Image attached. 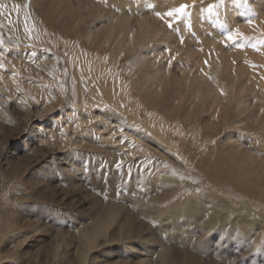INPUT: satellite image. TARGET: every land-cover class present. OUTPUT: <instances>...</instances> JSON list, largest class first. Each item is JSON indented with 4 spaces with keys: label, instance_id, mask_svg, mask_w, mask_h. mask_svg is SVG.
I'll return each mask as SVG.
<instances>
[{
    "label": "bare ground",
    "instance_id": "6f19581e",
    "mask_svg": "<svg viewBox=\"0 0 264 264\" xmlns=\"http://www.w3.org/2000/svg\"><path fill=\"white\" fill-rule=\"evenodd\" d=\"M185 4L188 8L179 21L163 15ZM0 5V28L8 36L13 31L18 38L44 42L54 32L65 35L60 40L67 46L72 73L68 95L65 77L50 81L70 106L59 119L39 124L40 140L62 156L69 154L76 172L94 168L102 159L111 174L118 165L121 173L109 181L116 188L114 196L129 201L138 214L121 218L126 204H108L78 235L75 258L64 245L38 264H95L91 252L100 240L118 242L131 253L132 241L141 243L146 234L156 232L164 236L155 256L158 264H191L178 260L171 247L187 231L209 244L216 238L221 246L241 243L264 256V0H0ZM231 14L244 20L240 17L239 23ZM223 15L228 26L220 22ZM236 29L242 33L240 45L226 39ZM246 39L253 45L242 47ZM96 50L98 59L92 57ZM11 52L0 45V78L5 82L14 76L6 67L18 61ZM120 66L125 70L119 71ZM16 86L12 99L24 105L27 94L37 92L41 83L22 84L20 94L23 87ZM42 87L52 90L46 82ZM46 92L38 95L49 98ZM240 126L248 130L252 145L262 147L259 153L226 134L228 128ZM68 127L80 128L76 132H86L87 137L45 139ZM148 135L171 147L178 156L174 163L184 170L171 166L168 154L148 144ZM141 154L144 157L132 161ZM19 170H11L17 176H8L7 189L18 180ZM96 174L89 178L94 184L102 176ZM42 195L39 190L37 198L44 199ZM42 205L46 211L54 208ZM24 213L14 205L0 211V264L17 263L25 256L28 236L6 242L23 229ZM21 264L35 263L28 258Z\"/></svg>",
    "mask_w": 264,
    "mask_h": 264
},
{
    "label": "rangeland",
    "instance_id": "374dc122",
    "mask_svg": "<svg viewBox=\"0 0 264 264\" xmlns=\"http://www.w3.org/2000/svg\"><path fill=\"white\" fill-rule=\"evenodd\" d=\"M246 5L248 4L246 3ZM234 9L238 8H231L232 11ZM225 16L223 15L221 17L220 22L222 25L228 26L229 23ZM234 18L239 23L240 19L241 21L244 20L243 15H235ZM10 33L11 35L8 36L0 28L1 49L4 50L9 47L12 51L11 54L16 55L18 60L13 61L14 65L12 67L9 66V69L6 67L7 70L13 71V73L6 71V74L7 72L13 74V78L8 82L0 78V211L7 206L14 205L17 209L24 208V216L26 215V217L21 222L23 229L18 231L20 232L17 234L18 236L14 237L15 234H12L13 236L6 242H17L19 236H28L23 249L25 256L22 260L17 261L19 264L28 258H31L35 264L42 263L47 260V257L53 256V251L56 248L62 249L64 245L69 250V255L75 258L77 255L72 253V251L75 250L78 235L84 227L91 224L93 215L104 211L106 205L116 204L121 201L124 202L127 207L121 211V218L125 214H132V217L138 216V214L132 205L128 204L130 203L129 201L121 200L117 196H114L116 194V188L110 182L115 177L113 175L121 173L118 165L114 166V173L111 174V167L102 159L96 167L90 168L88 166L85 170L80 169L76 172L70 165L73 159L69 160V154H66L69 152H64V155H67L65 157L53 151L48 144L43 142L44 140H40L41 135L37 133L39 124H44L47 120L59 119L58 114L70 106V101L62 100L59 90L54 88V81H50V79L54 80L58 77L62 80L65 77L64 93L68 95V83L72 73L69 59L65 52V50H68L67 46H64V42L60 40L65 38L64 33L61 31L59 33L54 32L51 38H47L49 41L45 40L44 42L32 38L21 39L17 37L15 32L10 31ZM235 43L240 45V38ZM54 44H57V47ZM252 45V39H246L242 43V47L244 48ZM95 52L92 54V57L98 59L100 53L97 50ZM171 53H173L172 50ZM21 54L24 56L23 59ZM122 60L120 59L119 61L122 62ZM186 60L189 62L190 58ZM58 68H61L59 70L60 72L57 70ZM119 69V71L125 70L123 66H120ZM17 72H19V75ZM120 73L122 74L123 72ZM30 82L41 83L40 88L38 87L37 89L38 91L27 94L26 103H24L25 106L20 103H15V100L12 99L14 98L12 93L15 92L12 85L19 87L22 84ZM45 82L48 83L52 89L51 91L46 92L42 90V84ZM22 87L23 89L18 90V93L24 90V86ZM42 92L51 94V96L49 95V98H42L38 95ZM33 95L34 97H32ZM4 97H6L5 100ZM61 122L62 120L59 121V123ZM188 126V124H184L186 129H188ZM234 128L236 127H230L226 132L228 136H233V140H236L240 145L242 144L241 146H247L248 149H252L254 152L259 153L262 150V147L251 144L252 137L249 136V132L244 126H240L239 129ZM77 129L79 130L80 128ZM77 129L68 127L62 134L58 135L55 132L50 138L45 139H71V141L72 139H84L86 132L83 135L82 133L76 132L78 131ZM145 139L149 140L148 144L152 143L155 148L164 152L165 157L169 155L167 158H172L171 161L167 160L171 166L184 170L179 164L174 163L177 162L178 156L171 147L166 146L161 141L159 142L153 135L145 136ZM221 140L225 142V140L227 141V137L225 136ZM79 151H82V157L85 156L86 152L83 149H79ZM138 156L140 157H135L132 161L135 162L143 154ZM157 157L163 158L161 156ZM128 162L130 160L124 162L123 165L128 164ZM78 163L82 166L83 162ZM197 165L198 162H194V167H197ZM15 166H18L20 169V175L16 182H14L15 180L11 181L13 185L10 183L12 187L7 189L6 180L8 176L9 178L17 176V174H10ZM193 170L194 172L198 171L196 168ZM97 171L102 176H98L101 179L98 183L94 184L89 178L91 176L95 177ZM77 178L79 179V183L73 184L72 179L75 180ZM27 179L29 183L21 184L22 181H27ZM39 190L43 194L41 197L44 199L42 200L37 198ZM158 190L161 189L159 188ZM32 199L36 202V206L32 204ZM42 204L51 205L54 208L51 211H46ZM28 205L29 207H27ZM57 214L59 216L55 220L54 217ZM137 216L135 218H138ZM137 222L134 224H137ZM36 228L38 231L34 232ZM187 232L189 233V231ZM188 233L181 240H172L173 245H170L178 260L182 262L189 260L191 264H264L262 262L264 261V256L258 255L255 248L242 245L241 243L240 245L235 243L228 245L225 243L221 246L217 238L209 244L203 241L201 237H192ZM10 239L12 240L10 241ZM143 239L144 241L141 243H134V241L130 243V246H134L133 248H135L131 253H128L129 251L127 249L119 246L117 244L118 242L112 241V244H110L102 239L99 242V246L91 252L92 261L95 264H158L157 257L155 258V256L156 252L162 248L160 245L164 242L163 234L160 232H156L154 236L146 234ZM11 247L7 248V250L12 251L13 247ZM5 250L3 248L2 253H5ZM9 262L17 264L15 260H9Z\"/></svg>",
    "mask_w": 264,
    "mask_h": 264
},
{
    "label": "snow or ice",
    "instance_id": "6c2138e0",
    "mask_svg": "<svg viewBox=\"0 0 264 264\" xmlns=\"http://www.w3.org/2000/svg\"><path fill=\"white\" fill-rule=\"evenodd\" d=\"M2 7H3V5H0V8H2ZM19 7H20L19 5H14V8H16L17 10L19 9ZM187 8H188V5H186V4L181 5L178 8L171 9L170 11H168L166 14H163V15H166L169 18H175L177 21H179V18L186 13ZM163 15L161 13H157V16H161V18H163ZM166 23H167V26L169 29L173 28V23H172L171 19L167 20ZM249 23H251V21H249ZM241 36H242V33L239 31V29H236L234 32L229 31L227 33L226 39L228 41L235 42ZM205 63H207V62H205ZM0 67H2V65H0Z\"/></svg>",
    "mask_w": 264,
    "mask_h": 264
}]
</instances>
